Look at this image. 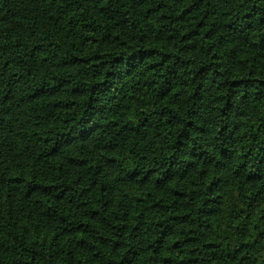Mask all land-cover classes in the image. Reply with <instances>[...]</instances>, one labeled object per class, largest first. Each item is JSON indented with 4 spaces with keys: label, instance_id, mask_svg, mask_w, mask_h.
Listing matches in <instances>:
<instances>
[{
    "label": "trees",
    "instance_id": "trees-1",
    "mask_svg": "<svg viewBox=\"0 0 264 264\" xmlns=\"http://www.w3.org/2000/svg\"><path fill=\"white\" fill-rule=\"evenodd\" d=\"M0 264H264V0H0Z\"/></svg>",
    "mask_w": 264,
    "mask_h": 264
}]
</instances>
